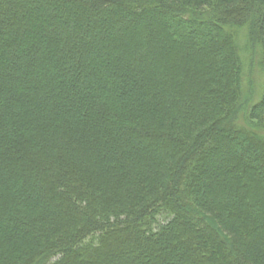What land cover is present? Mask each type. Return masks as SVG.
I'll list each match as a JSON object with an SVG mask.
<instances>
[{
  "label": "trees",
  "instance_id": "16d2710c",
  "mask_svg": "<svg viewBox=\"0 0 264 264\" xmlns=\"http://www.w3.org/2000/svg\"><path fill=\"white\" fill-rule=\"evenodd\" d=\"M0 264H264V0H0Z\"/></svg>",
  "mask_w": 264,
  "mask_h": 264
},
{
  "label": "rangeland",
  "instance_id": "374dc122",
  "mask_svg": "<svg viewBox=\"0 0 264 264\" xmlns=\"http://www.w3.org/2000/svg\"><path fill=\"white\" fill-rule=\"evenodd\" d=\"M237 42L241 48L243 59V99L251 105L255 102L262 81V74L258 67L256 48L248 46L246 35L243 30L237 32ZM243 124V123H241Z\"/></svg>",
  "mask_w": 264,
  "mask_h": 264
}]
</instances>
